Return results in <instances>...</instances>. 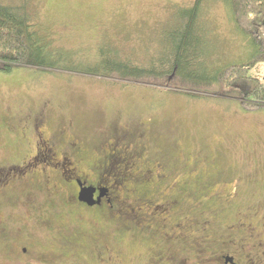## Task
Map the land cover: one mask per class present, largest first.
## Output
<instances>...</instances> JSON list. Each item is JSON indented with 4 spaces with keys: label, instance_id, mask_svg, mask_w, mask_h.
<instances>
[{
    "label": "rangeland",
    "instance_id": "374dc122",
    "mask_svg": "<svg viewBox=\"0 0 264 264\" xmlns=\"http://www.w3.org/2000/svg\"><path fill=\"white\" fill-rule=\"evenodd\" d=\"M5 1L23 4L60 68L0 72V264H105L94 255L101 244L116 248L121 264H192L202 248L218 257L217 245L234 242L227 228L237 224L251 226L258 243L243 246L239 258L264 252V110H243L234 90L209 81L255 52L227 4L207 2L199 13L196 45L204 56L184 71L203 77L197 84L168 72L171 32L193 0ZM126 62L156 75L86 74ZM248 75L264 82V63ZM35 126L58 156L96 165L89 178L111 184L113 209L70 202L73 188H52L58 175L51 171L3 176L7 164L32 155ZM171 231L176 237L167 240Z\"/></svg>",
    "mask_w": 264,
    "mask_h": 264
},
{
    "label": "trees",
    "instance_id": "16d2710c",
    "mask_svg": "<svg viewBox=\"0 0 264 264\" xmlns=\"http://www.w3.org/2000/svg\"><path fill=\"white\" fill-rule=\"evenodd\" d=\"M211 1H222L228 5L236 28L250 40L255 52L245 63L231 64L216 70L209 81L221 82L229 90H234L243 110H264V82L257 76L248 75L251 69L264 63V0H193L190 7L181 9L178 28L171 32L175 45L172 50L171 71L168 72H175L180 79L197 84L203 81V77L184 71L188 63L195 64L204 56L202 51L197 53V38H203V34L199 33L197 20L204 4ZM22 2L26 3L25 0ZM22 7L23 4L19 6L0 0V72L9 73L20 67L41 71L57 70L59 65L44 52V42L42 38H37V32L29 23L28 16L21 13L24 9ZM114 67L116 68H110L107 73L86 74L102 77L115 75L123 81L138 80L146 74L156 75L155 72L146 71L128 62Z\"/></svg>",
    "mask_w": 264,
    "mask_h": 264
},
{
    "label": "flooded vegetation",
    "instance_id": "af4514ba",
    "mask_svg": "<svg viewBox=\"0 0 264 264\" xmlns=\"http://www.w3.org/2000/svg\"><path fill=\"white\" fill-rule=\"evenodd\" d=\"M24 126H21L20 130H23L25 127V124H27L26 121H24ZM33 125V124H32ZM28 126V124H27ZM17 129V128H15ZM18 130V129H17ZM33 134H35V142H34V151L31 153L32 155H27L25 158H21L20 162L18 163H9L7 166H5V175L4 177H9L13 181H18L17 178L19 177H25L30 176L32 174L36 175H42L44 176L48 172H54L58 175V178H55V181L58 183L52 184V188L59 190L60 185L65 187H72V193L66 198L73 199V203L84 208V209H106L111 208L113 209V197L111 198V184H108L106 181L100 182L99 179H90L89 173L93 172L96 174V168L94 164H89L90 167L83 166V160L79 163H73V160L71 161L65 157L63 154L61 156L57 155V152H55V149L53 150V147L50 146L49 141L47 138L42 137L39 134L38 128L35 126L33 130ZM64 143V142H63ZM76 142H68L66 147L70 149H75ZM77 145V144H76ZM54 151V153L52 152ZM52 152V155H51ZM50 154V156H48ZM81 154V152H79ZM55 155L58 156L55 157ZM43 157V158H42ZM40 162V163H39ZM42 165L43 167H40L38 169V166ZM85 164V163H84ZM48 168H46V167ZM2 172H0L1 174ZM55 174V175H56ZM7 180V178H6ZM46 182H48L46 180ZM55 183V182H54ZM88 188L91 192L92 196V205H88L87 203L79 200V193L81 189ZM55 193V197L59 198L64 206L67 205V203L62 200L63 197L61 196L60 192L58 194ZM59 196V197H58ZM62 197V198H61ZM117 205V201L115 203ZM135 208L138 212V214H142V212H139L143 209L141 206L135 205ZM131 211V210H130ZM156 209L152 208L150 215L156 214ZM116 212V210H115ZM126 212V211H125ZM124 212V213H125ZM134 212V211H132ZM109 214V213H107ZM115 214V213H113ZM119 216H117L118 218ZM264 218V215H263ZM179 224H176L175 227H178ZM244 229L245 233L243 232L242 235H237L236 230L237 229ZM230 232L233 234L234 242L227 241V243L223 245L218 244L219 248V254L218 257H214L211 252H208V250L204 251V248H202V252H200V255L197 257V255L194 258H189V261L192 264H200L203 260L205 261V264H212L214 260H218L216 264H264V252L261 253H253L254 259L247 256L242 255L241 258H239L238 254L242 253L245 249L244 247H250L249 249L257 248L258 243H253L256 236H254V230L251 228V226H244L242 224L231 225L227 228ZM165 235H169L167 240H172L176 237L174 235L173 231L170 233H166ZM239 236H243V238H240ZM243 240L247 241L244 245H242ZM186 241V236H183L181 239V244L183 245ZM224 242V241H221ZM223 248L222 250L220 249ZM233 247L234 250H230V248ZM239 249V250H238ZM241 249H244L241 251ZM248 249V250H249ZM115 250H117L115 248ZM111 246L109 245H103L101 244L96 248V251L94 253L95 258H97L98 263H105V264H121V259L119 253H117ZM183 251L187 254L186 249L183 247ZM222 251V252H221ZM257 251V250H256ZM22 252L25 253L26 249H22ZM253 257V256H252ZM255 260V262H254ZM96 261V262H97ZM171 264L172 262L169 261V258H165L164 260L160 259L159 261H153V259L148 260L147 264Z\"/></svg>",
    "mask_w": 264,
    "mask_h": 264
},
{
    "label": "water",
    "instance_id": "95a60500",
    "mask_svg": "<svg viewBox=\"0 0 264 264\" xmlns=\"http://www.w3.org/2000/svg\"><path fill=\"white\" fill-rule=\"evenodd\" d=\"M92 196H91V192L88 188L86 189H81L80 193H79V200L83 201L85 203H87L88 205H92Z\"/></svg>",
    "mask_w": 264,
    "mask_h": 264
}]
</instances>
